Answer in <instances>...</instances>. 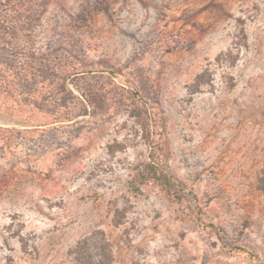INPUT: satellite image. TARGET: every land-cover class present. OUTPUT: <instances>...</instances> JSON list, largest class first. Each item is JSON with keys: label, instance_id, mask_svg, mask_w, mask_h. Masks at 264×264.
Instances as JSON below:
<instances>
[{"label": "rangeland", "instance_id": "374dc122", "mask_svg": "<svg viewBox=\"0 0 264 264\" xmlns=\"http://www.w3.org/2000/svg\"><path fill=\"white\" fill-rule=\"evenodd\" d=\"M31 6L35 57L2 51L32 68L0 109V264H79L84 239L111 264H264V0Z\"/></svg>", "mask_w": 264, "mask_h": 264}, {"label": "trees", "instance_id": "16d2710c", "mask_svg": "<svg viewBox=\"0 0 264 264\" xmlns=\"http://www.w3.org/2000/svg\"><path fill=\"white\" fill-rule=\"evenodd\" d=\"M8 13H13V15ZM32 28L33 11L31 0H0V109L5 108V110L14 111V105L8 104L7 99L13 98L18 92L17 86H19L18 78L20 75L28 79L32 68V65L24 67L23 62L21 66H16L12 60L8 61L3 57L2 51L6 50V46L16 48L22 42L24 43L23 51L15 50V52H20L28 58H34ZM68 77L69 75L67 74L65 81ZM204 83L205 81L201 80L199 84L202 85ZM150 169L155 178L168 186L174 183V178L168 171L160 170L153 163H150ZM260 187L264 190V176L261 177ZM74 253L79 264H111L112 262V254L108 246L103 247L102 257L96 259L90 249L88 239L79 242Z\"/></svg>", "mask_w": 264, "mask_h": 264}]
</instances>
